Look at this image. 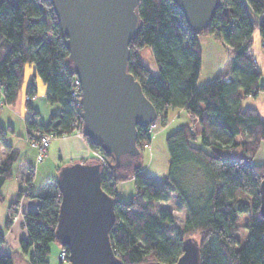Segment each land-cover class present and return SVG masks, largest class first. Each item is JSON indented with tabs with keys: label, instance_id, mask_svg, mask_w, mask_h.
Segmentation results:
<instances>
[{
	"label": "trees",
	"instance_id": "obj_1",
	"mask_svg": "<svg viewBox=\"0 0 264 264\" xmlns=\"http://www.w3.org/2000/svg\"><path fill=\"white\" fill-rule=\"evenodd\" d=\"M138 13L141 27L129 43L128 71L156 108L154 122L161 118L163 123L169 108L184 109L190 120L166 135L168 171L159 181L147 174L139 159L132 168L112 169V157L84 137L92 150L103 154L107 165L101 187L115 199L109 231L115 255L121 264H173L182 253V241L191 237L199 245L200 264H264V217L259 211L264 165L256 162L261 153L264 155V119L256 110L242 107L245 96L264 91L250 48L256 27L264 44V23L255 18L264 13V0H219L208 27L197 34L172 0H139ZM201 34L220 40L231 61L227 79L216 77L198 86ZM64 40L48 0H0V90L4 102H16L24 66L31 63L45 85L46 101L59 106L45 123L37 120L38 113L29 103L37 90L36 75H32L25 88L24 117L30 143L43 134L61 137L76 130L73 122L77 109L71 96L75 76L69 69ZM144 46L151 49L156 73L143 63L140 51ZM195 119L197 124L193 125ZM4 133L0 128V142L5 148L0 161V190L13 175L20 185L8 207L5 228L22 196L36 198V206L24 213L27 237L18 244L29 264H48L49 244L56 241L60 202L56 176L45 178L33 192V166L24 159L13 167L19 152L5 141ZM151 135L147 127L138 128L136 144L140 150L150 143ZM220 149L228 150L229 156ZM80 161L97 159L92 155ZM130 177L134 195L121 198L117 182ZM172 194L185 210L181 227L175 224L171 211L154 208ZM244 213H250L248 234L240 245L238 216ZM4 245L0 231V264H14L15 253L3 250Z\"/></svg>",
	"mask_w": 264,
	"mask_h": 264
},
{
	"label": "water",
	"instance_id": "obj_2",
	"mask_svg": "<svg viewBox=\"0 0 264 264\" xmlns=\"http://www.w3.org/2000/svg\"><path fill=\"white\" fill-rule=\"evenodd\" d=\"M48 1L65 37L70 72L80 84L81 135L112 157V169L137 166L138 128L157 117L139 81L128 71L129 43L141 27L139 0ZM172 1L196 34L208 27L219 6V0ZM102 175L99 161H73L57 171L60 202L55 240L67 248L66 264H121L109 237L115 199L102 189ZM259 195L264 217V179ZM173 264H200L197 241L185 238Z\"/></svg>",
	"mask_w": 264,
	"mask_h": 264
},
{
	"label": "crops",
	"instance_id": "obj_3",
	"mask_svg": "<svg viewBox=\"0 0 264 264\" xmlns=\"http://www.w3.org/2000/svg\"><path fill=\"white\" fill-rule=\"evenodd\" d=\"M255 18L257 19L258 23H261V22L264 23V13L255 17ZM257 28L258 27H256L252 33V36H251L252 42H253L254 34L256 32L259 34ZM259 38H260V35H259ZM198 42H199L200 49H201V64H200V73H199V74H201L203 57H204L203 45H206L207 47L211 46L212 48H215L216 44H222V43L220 40H216L212 35H208V34L199 35L198 36ZM261 44L264 45L262 43V40H261ZM255 61H256V59H255ZM229 67H230V63L227 67L226 72H223V73L219 72V74L214 76V78L224 77V76L228 77ZM156 72H157V66H156V70L154 73H156ZM35 75H36V73H35ZM211 79H213V78H205L203 81L206 82V81L211 80ZM28 80H27V82H28ZM35 81H36V76H35ZM23 82H24V79H23ZM203 83H201V84H203ZM259 83L261 84L260 81H259ZM26 85H27V83H26ZM197 85L200 86L198 83H197ZM22 87H23V83H22L21 89H22ZM21 89L19 91L16 102L13 105L6 104L4 102V97H3V94L0 90V107H1V110H3V109L6 110V112L4 114L0 115V117H2L1 121L3 122V123H0V128L3 131L5 130V128L8 131H10V133H9L10 136H7L6 135L7 131L5 130V133H4L5 134V136H4L5 141L8 144L12 145L13 147L17 148L19 153H20L19 147H20V144L22 143L20 141L24 138V135L27 133V129H26L25 124L23 123L24 124L23 125L24 126V134H21L19 136L20 138L16 137L14 135L15 134V126H13L11 124V123H13V121L11 119H9V117L13 113H16L18 115L17 117L18 118L22 117V119L24 121V117L27 115V109H26V111H23L22 106H21ZM44 91H45V89L43 90L42 95L38 99L34 98L32 100V103L29 102L30 105L38 113L37 120L39 122H43V123H45L48 120L49 115L51 113L58 112V110H59L58 104H55V103L51 104V103L46 101V99L44 97ZM25 105H26V102H25ZM242 107L252 108V109L256 110L257 113L259 114V116L262 119H264V91L259 92L254 97L249 96V95L245 96L242 99ZM170 111H172V112L174 111V113L169 118V112ZM182 112H185L187 114V112L181 108L167 109L164 112L166 115V118L163 121V123L161 122V118H160V123L162 125L161 127L163 129L158 128L159 129L158 130L157 129L158 126L156 125L155 128L157 130L154 128V130L152 131L150 143L152 142V140L156 136H159L161 133H163L169 127V125L176 118H178L180 116V114ZM187 117H188V122H189L190 117L188 114H187ZM4 122H6L5 125H4ZM192 124L193 125L197 124V120L195 119V121ZM2 125L5 127H2ZM195 143H196V145H199L198 141H195ZM92 151L93 150L90 148V146L88 145L85 138L82 135L77 134L76 131H74L73 133H71L69 135H64L61 137H53L52 140L50 141L49 146H48L45 158L39 162H33L32 161L34 166L32 163L29 162L33 166V169H34V176H33L32 182H31V185H32L31 190L33 192H35L36 185L40 184L45 178L55 177L57 174L58 168L61 165L65 164V163L73 162V161L90 159V157H92V155H93ZM226 151H228V150H226ZM238 152L239 151L237 150L235 152V154H237ZM4 155H5V148L2 145V143L0 142V161L2 160ZM33 157H34V155L32 156V159H34ZM29 161H31V160H29ZM13 167H15V163L13 164ZM143 169L146 171V169L144 167H143ZM150 177L153 178V176H150ZM14 178L15 177L13 175L9 179H7L3 183L1 190H0L2 195H3V199L0 200V231L3 233V235L5 237V245L3 247V250L15 253L16 259H15L14 264H29L27 255L20 253L18 241L21 238L27 237V230H26V227L24 225V213L26 212V210L36 206L37 199L34 197H29V196H22L18 202V205L15 208L16 211L12 217V221H11L9 227L6 229L4 224H5L6 219L9 216L8 207L17 197V193L13 192V190L18 192V189L20 188V185H18L16 179H15V184L11 183V182H13L12 180ZM130 179L133 180L131 177H130ZM153 179H156L157 181L160 180V179L158 180V178H153ZM118 182L121 183L120 181H118ZM118 182H117V187L119 184ZM118 193H119V191H118ZM119 196H120V194H119ZM124 199H127V198H124ZM55 246H56V243H54V245H53L54 250H55ZM49 248H50V244H49ZM60 249H61V246L58 244V254H59ZM56 252H57V250H56ZM56 252H54V253L56 254ZM48 260H49V258H48ZM54 264H56V263H54ZM58 264H65V262H61L60 259L58 258Z\"/></svg>",
	"mask_w": 264,
	"mask_h": 264
},
{
	"label": "rangeland",
	"instance_id": "obj_4",
	"mask_svg": "<svg viewBox=\"0 0 264 264\" xmlns=\"http://www.w3.org/2000/svg\"><path fill=\"white\" fill-rule=\"evenodd\" d=\"M253 42L251 44V54L253 58L256 59V67L261 71L260 76V82L264 83V45L261 44V39L259 38V34L256 32L253 36ZM212 39V38H211ZM143 63L151 70V72H155L156 70V64L153 59L151 49L149 46H144L142 50L140 51ZM203 64H202V72L198 76L197 83L200 85L201 83L205 82L203 81L205 78H214L217 74L226 72L227 67L230 63L231 54L229 50L224 46V44H216L215 48H212L211 46L207 47L206 45H203ZM36 70L33 64L27 63L24 66V82L23 87L21 89V106L23 111H26L27 106L25 105V87L27 80L32 77L33 74H35ZM36 94L34 97L30 100L32 103V100L38 99L41 95L43 90L45 89V85L40 79L39 76L36 75ZM173 109V108H169ZM176 109V108H174ZM6 110H1L0 107V115L4 114ZM174 111L169 112V118L173 115ZM10 115V114H9ZM8 116V115H7ZM6 116V117H7ZM18 115L16 113H13L10 115L9 119L13 121L11 123L13 126H15V136L19 137L21 134H24V121L22 117L18 118ZM2 117H0V123H3ZM188 122V117L185 112H182L178 118H176L169 127L161 133L159 136H156L152 142L146 146L143 147L140 150V156H139V163L141 164V167L146 169V172L148 175L153 176V178H158V180L167 173L168 171V151L166 147L165 137L166 135L178 128L179 126L185 124ZM6 122H4V125ZM156 125L158 126L157 129H163L160 123V119L156 121ZM2 127H5L2 125ZM76 128L81 129V123H77ZM156 129V128H155ZM156 129V130H157ZM158 129V130H159ZM7 131L6 135L10 136V131ZM20 138V137H19ZM22 142L20 144V153L17 157V160L15 161V165L17 161L19 160H26V162H36V152L37 147L33 146L26 138V134L24 135V138L20 141ZM236 150V149H235ZM223 155L229 156L226 149H220ZM236 152V151H235ZM35 153V154H34ZM34 155V159H32V156ZM235 154L234 156H237ZM31 160V161H29ZM98 161V160H97ZM256 162L264 165V155L261 153L258 158H256ZM33 164V163H32ZM34 166V164H33ZM16 167V166H15ZM14 178L11 183L15 184ZM17 181V180H16ZM121 183L118 184V191L122 198H129L132 196L135 192L134 188V182L130 178L120 181ZM18 183V182H17ZM41 184V183H40ZM40 184H37L35 187V192L38 191V188L40 187ZM19 185V183H18ZM19 188V187H18ZM13 192L17 193V191L13 190ZM155 210H161V209H167L171 211L175 216V224L179 227H181L184 223V216H185V210L182 206H180L176 200L175 194H172L171 198L166 202H158L155 204ZM250 217V213H244L239 214L238 216V238L240 240V245H242L247 237L248 229L246 227V223H248ZM52 243V244H51ZM50 243V252L48 255L49 258V264H58V244L56 241H52ZM56 243L55 250L53 249V245ZM57 250V252H56ZM56 252V254L54 253ZM66 264V262H65Z\"/></svg>",
	"mask_w": 264,
	"mask_h": 264
},
{
	"label": "built area",
	"instance_id": "obj_5",
	"mask_svg": "<svg viewBox=\"0 0 264 264\" xmlns=\"http://www.w3.org/2000/svg\"><path fill=\"white\" fill-rule=\"evenodd\" d=\"M75 76V75H74ZM224 79H227L226 76L223 77ZM71 96L73 97L75 107L77 109L76 111V118L73 122L74 126L77 125V123H81V117H80V103H79V98H80V84L75 76L73 85L71 87ZM156 127V122H152L147 126L148 131L152 132L154 128ZM77 134L81 135L80 133V128H76L75 130ZM54 136L52 134H43L40 136V139L38 141H32L31 144L35 147H37V152H36V162L42 161L47 153L48 146L50 144V141L52 140ZM149 144H146L145 146H148ZM93 155L96 157V159L102 164V169L103 171L107 170V165L104 160L103 154L99 150H93L92 151ZM14 219V218H13ZM67 255L68 251L66 248L61 247L58 258L60 259L61 262H66L67 261Z\"/></svg>",
	"mask_w": 264,
	"mask_h": 264
},
{
	"label": "bare ground",
	"instance_id": "obj_6",
	"mask_svg": "<svg viewBox=\"0 0 264 264\" xmlns=\"http://www.w3.org/2000/svg\"><path fill=\"white\" fill-rule=\"evenodd\" d=\"M155 121V120H154Z\"/></svg>",
	"mask_w": 264,
	"mask_h": 264
}]
</instances>
